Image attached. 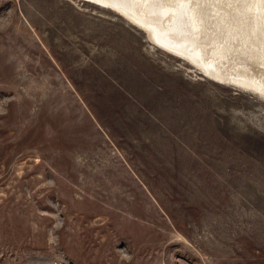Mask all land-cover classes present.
<instances>
[{"label": "rangeland", "instance_id": "obj_1", "mask_svg": "<svg viewBox=\"0 0 264 264\" xmlns=\"http://www.w3.org/2000/svg\"><path fill=\"white\" fill-rule=\"evenodd\" d=\"M149 38L0 0V264H264V96Z\"/></svg>", "mask_w": 264, "mask_h": 264}, {"label": "bare ground", "instance_id": "obj_2", "mask_svg": "<svg viewBox=\"0 0 264 264\" xmlns=\"http://www.w3.org/2000/svg\"><path fill=\"white\" fill-rule=\"evenodd\" d=\"M85 1L119 11L209 79L264 96L262 0Z\"/></svg>", "mask_w": 264, "mask_h": 264}, {"label": "snow or ice", "instance_id": "obj_3", "mask_svg": "<svg viewBox=\"0 0 264 264\" xmlns=\"http://www.w3.org/2000/svg\"><path fill=\"white\" fill-rule=\"evenodd\" d=\"M189 2H190V0H189ZM262 2H264V0H262Z\"/></svg>", "mask_w": 264, "mask_h": 264}]
</instances>
